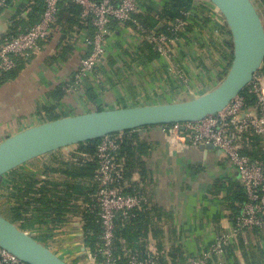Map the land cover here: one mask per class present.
<instances>
[{"label":"crops","instance_id":"crops-1","mask_svg":"<svg viewBox=\"0 0 264 264\" xmlns=\"http://www.w3.org/2000/svg\"><path fill=\"white\" fill-rule=\"evenodd\" d=\"M169 1L137 0V12L158 13ZM42 4L43 0H10L0 13V43L29 29L35 23L28 19L29 12L40 6L41 13ZM211 11L204 0H192L184 17V32L171 42L169 56L151 62H145L138 54L142 40L135 30L113 23L105 52L92 73L81 78L71 92L61 91L62 97L58 91L73 81L80 60L89 50L86 40L93 30L81 22L79 15L62 12L61 5L52 33L40 43V50L15 56L11 73H0V142L56 118L98 109L183 101L213 89L227 71L232 53L228 28H218ZM174 63L186 73V83L175 84L168 74L167 67ZM166 126L137 128L123 136L143 144V152L135 154L144 168L139 186L148 198V206L162 211L152 226L159 231L157 237L153 232L145 236L148 248L159 242L175 258L188 259L202 255L216 236L225 233L230 243L224 264H264V224L237 235L226 207L225 198L240 187L237 171L215 147L185 148L178 134L167 137L171 126ZM77 145L71 146L73 151L78 149ZM241 146L251 158L264 157L254 137L246 136ZM72 154L71 151L69 155ZM46 155L49 158L45 162L42 156L35 158L0 179V215L8 220L13 218L12 204L7 198L11 185L23 188L28 178L38 181L34 189L47 182L60 189L71 183V177L48 168L54 166V155ZM132 179L138 181L139 177L134 174ZM14 193L19 195L16 189ZM82 202L81 197L72 201L61 222L54 219L52 212L48 220L40 222L37 210H28L13 223L23 230L37 231L35 239L45 242L65 261L68 257L81 261L89 254L79 216Z\"/></svg>","mask_w":264,"mask_h":264},{"label":"built area","instance_id":"built-area-1","mask_svg":"<svg viewBox=\"0 0 264 264\" xmlns=\"http://www.w3.org/2000/svg\"><path fill=\"white\" fill-rule=\"evenodd\" d=\"M9 1L0 0V13L8 6ZM60 1L43 0L42 12L36 23L29 29L2 40L0 43V73H7L15 67V56H27L40 50V43L47 40L52 33ZM66 1L79 7L81 22L89 25L93 31L86 40L89 50L80 60L79 67L72 77L73 81L65 83L62 87L65 93L71 92L81 78L92 73L105 52V42L112 33L113 22L117 25H126V22H130L141 40L149 42L159 57L169 56L171 51L169 45L177 38L175 34H182L185 29L184 17L187 12H182L181 17L175 18L170 23L168 28L171 35H174L173 37L144 26L132 17L133 14L138 13L137 0ZM204 1L210 6L211 16L218 28L226 26L224 17L218 8L209 0ZM254 1L258 3L256 5L259 11L264 14V0ZM138 54L142 57L139 49ZM263 69L264 57L260 68L253 74L252 80L246 86L247 93L254 97L252 104L247 105L245 95L239 94L218 113L208 115L197 122L170 125L171 129L167 135L170 137L172 134H178L185 148L212 144L221 152L225 162L237 171L240 187L246 197L240 212L232 221L234 232L237 235L264 224V161L244 154L241 146L244 138L251 136L257 140L260 150L264 151ZM167 72L175 84L186 83V73L177 64L174 63L167 67ZM220 80L214 84V87ZM123 136L120 132L102 137L94 156L90 158L85 154L72 151L77 157L82 158L83 162L91 160L96 163L92 176L69 178V180L71 184L92 190L87 200L82 202L81 209L94 214L96 223L101 228L98 247L94 252L88 251L86 259H82L78 264H162V258L165 257L166 260L168 258L166 251L156 253L152 248H148L143 256L129 249L124 250L122 254L116 252L114 244L116 220L124 219L129 212L140 210L144 205H148L147 196L138 192L136 186L131 183L132 181L129 182L124 178V162L116 161V153ZM65 159L78 161L70 155ZM17 227L34 238L39 234L35 230H23ZM229 243L230 237L225 233H220L202 255L188 258L183 264H224L223 260ZM0 264L25 263L0 248Z\"/></svg>","mask_w":264,"mask_h":264},{"label":"water","instance_id":"water-1","mask_svg":"<svg viewBox=\"0 0 264 264\" xmlns=\"http://www.w3.org/2000/svg\"><path fill=\"white\" fill-rule=\"evenodd\" d=\"M209 1L224 17L232 53L226 73L213 89L188 100L81 113L21 130L0 142V179L31 160L60 149L137 128L197 122L224 109L262 64L264 16L254 0ZM200 147L214 148L212 144ZM0 248L25 264H70L2 215Z\"/></svg>","mask_w":264,"mask_h":264},{"label":"trees","instance_id":"trees-1","mask_svg":"<svg viewBox=\"0 0 264 264\" xmlns=\"http://www.w3.org/2000/svg\"><path fill=\"white\" fill-rule=\"evenodd\" d=\"M191 1L192 0H170L168 4L158 13H137L133 14L132 17L134 19H137L144 26H148L153 30L158 29V33H164L169 37H173L174 35H171L168 27L175 18L181 17L182 12H186L189 9ZM61 5L62 12L67 11L73 16L79 15L80 9L77 5L66 0H61L59 3V7H61ZM40 14V6H36L29 12L28 19L31 20L32 23H36L40 17ZM59 14L60 13L58 11V15ZM126 25L133 28L130 22H126ZM180 35L181 34H175V37H178ZM139 52L142 54V58L145 62H151L158 57V54L153 50L152 45L146 40L142 41L141 46L139 47ZM11 71L7 73H11ZM7 73L3 74V76H5ZM246 89L247 88L245 87L240 92V95H245L247 99V105H250L253 103L254 97L252 95H249ZM61 91L63 90L59 89L58 92H60L63 97V93ZM100 110L101 109H98L97 111ZM128 132H130V130L124 131L122 133L123 135H125ZM99 141L100 139H96L78 144V149L76 150V152L85 154L88 158L93 157ZM142 149V143L134 141L132 139H125L124 137L122 143L120 144L119 150L116 153V161L124 162V178L129 182L132 181L131 183L136 186L137 191L144 194L142 188H140L139 186L144 175V168L142 166L143 164L138 159H135V154H140L141 152H143ZM242 151L244 154L250 155V153H248L246 150L242 149ZM253 153L254 156H259L258 152ZM260 157L264 158L263 156ZM71 158H76L78 161L74 162L70 159L62 160L61 158L54 157L52 161L54 166H50L48 168H51L50 170L53 172L64 173L71 178H88L92 176L96 169L95 161L87 160L83 162V159L77 157L75 154H72ZM134 174L138 175V181H134L132 179ZM36 183H38V181L28 178L23 188H16L15 186L11 185V191L8 194L7 198L12 204V213L14 216H11V218H13L10 221L13 222L15 221V219H18L20 217V214L23 212H26L28 210H37L38 216L41 218L40 220L38 219L40 222H44L45 219L48 220L52 213L56 216L54 219L58 222H61L63 221L62 216H64L69 211L70 203L72 201L78 200L80 197L84 201H86L88 198V194L92 191L90 189L87 190L86 188L71 183L64 184L63 189H60L57 188L55 184L50 182H47L44 185L42 184L38 189H34V185ZM14 189L19 192V195H16L14 193ZM245 200V193L241 187H236L232 191V193L227 198H225L226 207L229 211V217L232 221H234L235 217L240 212L241 206L245 202ZM149 213H153L154 215L150 217ZM161 213L162 211L159 209L144 205L140 210H133L129 212L126 218H118L116 220L114 240L116 252L118 254H122L124 250L129 249L137 255L143 256L149 247L145 242V236L149 232H153L154 237H157L156 232L159 231L152 226L153 222L157 221V218H159ZM81 226L85 248L90 252H94L99 245V237L101 233V228L96 223L95 215L87 212L86 210H83L81 212ZM37 241L46 246L45 242L43 243L38 239ZM162 248L163 247H161L158 242L156 245H154L152 250L156 253L165 251ZM167 257V260L165 259V257L162 258V264H167V261H169V264H183L186 261V258H175L169 251L167 252ZM78 262L79 260L74 258V261L69 263L78 264Z\"/></svg>","mask_w":264,"mask_h":264},{"label":"rangeland","instance_id":"rangeland-1","mask_svg":"<svg viewBox=\"0 0 264 264\" xmlns=\"http://www.w3.org/2000/svg\"><path fill=\"white\" fill-rule=\"evenodd\" d=\"M256 3L257 2H255V5H256ZM258 4V3H257ZM257 6V5H256ZM261 13V12H260ZM262 14V13H261ZM264 14H262V16H263ZM159 57V56H158ZM157 57V58H158ZM179 101V100H178ZM73 148L74 147H68V148H66V149H60V150H58V151H56L55 153H53V155H54V157L55 158H67V156L69 155V153H71V151H73ZM43 160H44V162H45V159H48L49 158V156L48 155H43L42 157H41ZM22 168V167H21ZM63 257L65 256V255H62ZM81 260H82V258H81ZM66 261H69V262H73L74 261V258L72 259L71 257H68V258H66ZM81 262V261H80ZM81 264V263H80Z\"/></svg>","mask_w":264,"mask_h":264}]
</instances>
